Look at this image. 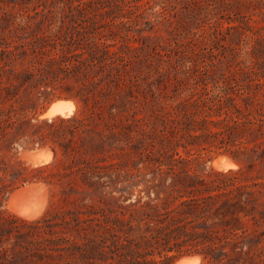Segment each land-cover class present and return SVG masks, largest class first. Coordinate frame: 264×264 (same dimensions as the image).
<instances>
[{
	"label": "trees",
	"instance_id": "trees-1",
	"mask_svg": "<svg viewBox=\"0 0 264 264\" xmlns=\"http://www.w3.org/2000/svg\"><path fill=\"white\" fill-rule=\"evenodd\" d=\"M58 85L77 110L39 117ZM36 182L42 217L5 209ZM193 253L264 264V0H0V264Z\"/></svg>",
	"mask_w": 264,
	"mask_h": 264
},
{
	"label": "bare ground",
	"instance_id": "bare-ground-1",
	"mask_svg": "<svg viewBox=\"0 0 264 264\" xmlns=\"http://www.w3.org/2000/svg\"><path fill=\"white\" fill-rule=\"evenodd\" d=\"M77 105L73 99H57L54 103V109L46 114L41 115L42 118L55 117L57 115L69 116L74 113ZM54 151L50 146L30 152L26 150L22 153V157L27 160L32 167L50 162L54 158ZM55 159V158H54ZM212 164L220 170H228L238 167L235 160L227 155H218L213 159ZM20 190L27 191L23 196H15ZM48 187L44 183L36 182L27 184L22 189H17L7 202V207L15 214L26 218L36 219L40 217L47 207ZM202 256L199 254L185 255L181 257L176 264H200Z\"/></svg>",
	"mask_w": 264,
	"mask_h": 264
},
{
	"label": "rangeland",
	"instance_id": "rangeland-1",
	"mask_svg": "<svg viewBox=\"0 0 264 264\" xmlns=\"http://www.w3.org/2000/svg\"><path fill=\"white\" fill-rule=\"evenodd\" d=\"M138 70H142L143 72H145V71H147V66L144 64V63H142V64H139L138 65ZM53 95H52V99L49 101V102H51V101H54V100H56V99H62V98H65L64 97V95H65V92L63 91V89H62V87L60 86V85H58V87H56L55 89H53ZM75 101V100H74ZM49 102H47V103H45V105H44V107L49 103ZM76 102V101H75ZM76 105H77V102H76ZM78 106V105H77ZM44 107H42V108H40V110H39V115L41 114V112H42V110H43V108ZM77 110V107H76V109H75V111ZM74 111V112H75ZM37 146H39V145H37ZM37 146H34V147H24V146H21L20 148H19V150H18V157L21 159V160H23V161H26L27 163H29L27 160H25L23 157H22V153L24 152V151H26V150H29V149H32V148H35V147H37ZM45 146H49V145H45ZM45 146H42V147H45ZM52 148V147H51ZM218 155H226V154H222V153H219V152H213L212 153V158H211V160L210 161H208L207 162V168H214V169H217L213 164H212V161H213V159L214 158H216ZM228 156V155H227ZM230 157V156H229ZM54 159V158H53ZM52 159V160H53ZM233 159V158H232ZM51 160V161H52ZM234 160V159H233ZM236 161V160H235ZM237 162V161H236ZM237 164H238V167H236V168H234V169H238V168H240V166H241V164L239 163V162H237ZM220 170V169H219ZM40 183H42V182H40ZM48 200H47V207H46V210L44 211V213L40 216V217H42L47 211H48V209H49V207H50V204H51V195H50V191H49V189H48ZM9 197H10V195H9ZM9 197H8V199H9ZM8 199L6 200V202H5V209L8 211V212H11V213H13L8 207H7V202H8ZM15 214V213H14ZM17 215V214H16ZM17 216H19V215H17ZM21 217V216H20ZM40 217H38V218H40ZM37 219V218H36ZM33 220V219H32ZM202 263H203V258H202V261H201ZM202 263H200V264H202Z\"/></svg>",
	"mask_w": 264,
	"mask_h": 264
},
{
	"label": "water",
	"instance_id": "water-1",
	"mask_svg": "<svg viewBox=\"0 0 264 264\" xmlns=\"http://www.w3.org/2000/svg\"><path fill=\"white\" fill-rule=\"evenodd\" d=\"M56 100H57V99H56ZM56 100L49 102V103L43 108V110H42L41 114L39 115V117H41V115H43V114H46V113L52 111V110L54 109V103H55ZM48 118H52V117H48ZM40 148H42V146H37V147H35V148L29 149V151L32 152V151L37 150V149H40ZM29 184H31V183H29ZM25 186H26V185H25ZM25 186L19 187V188H17V189H22V188L25 187ZM17 189H15V190L10 194L9 199L11 198V195H12ZM26 193H27V191L20 190L19 192H17V194H16L15 196H23V195H25ZM9 199H8V200H9ZM193 254H197V253H193ZM193 254H184V255H181V256L177 257L176 259H174L173 264H176L177 261H178L181 257H183V256H185V255H193Z\"/></svg>",
	"mask_w": 264,
	"mask_h": 264
}]
</instances>
